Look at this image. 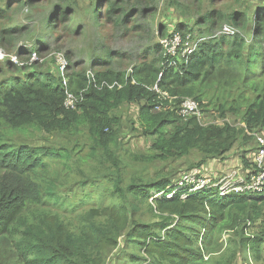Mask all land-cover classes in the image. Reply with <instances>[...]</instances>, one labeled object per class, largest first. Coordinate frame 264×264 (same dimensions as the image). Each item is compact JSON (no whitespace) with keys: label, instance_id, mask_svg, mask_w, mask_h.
<instances>
[{"label":"trees","instance_id":"1","mask_svg":"<svg viewBox=\"0 0 264 264\" xmlns=\"http://www.w3.org/2000/svg\"><path fill=\"white\" fill-rule=\"evenodd\" d=\"M19 1V7L25 5L37 14L44 12L39 11V4L35 5L38 0ZM103 1L107 4L108 22L124 24L134 12H127L119 0H95L96 24L101 20L98 7ZM206 1L207 9L203 8ZM220 1L194 0L190 10L187 0L173 1L180 21L172 32L160 27L161 39L173 33L185 37L195 32L210 37L224 26L236 31L230 37L213 36L188 60H174L173 66L165 65L159 40L152 51L138 57L130 73L121 68V59L126 55L106 51L90 67L98 70L95 73L73 71L83 62L70 67L66 85L60 73L54 74L52 69L43 73L28 68L21 77L0 82V264H110L112 258L115 264H228L224 257L209 253L219 252L223 231L234 233L239 223L246 220L244 230L251 226L257 232L253 236L245 233L247 238L240 239L239 248L245 253L253 250V260H261L264 192L220 197L208 189L196 193H191L189 187L177 190L172 185L177 181L172 183L174 172L127 178L131 162L120 141L118 112L124 106H136L140 136L154 140L146 166L159 159L180 160L196 151L200 160L190 164L185 172L201 171L203 165L224 158L237 145L246 146L253 141L254 148L248 152L252 153L246 158L243 150L241 158L242 170L254 171L253 135L264 132V0L255 10L258 18L254 24L247 12L215 9V2ZM54 4L46 24L51 30H64L76 12L67 3ZM186 14H193L186 20L188 24L183 23ZM78 28L82 31V26ZM20 29L6 33L13 36ZM2 33L0 44L6 40V45L14 48L13 37L7 39ZM37 46L35 52L39 53ZM66 57L70 59L68 54ZM6 66L22 71L8 61ZM3 72L2 67L0 77ZM229 84L240 90L233 100L243 110L239 122L203 125L196 118L185 121L177 114L183 98L193 91ZM155 86L159 92L153 89ZM67 93L75 98L74 109L64 106ZM194 100L205 114L206 107L198 98ZM219 110L223 111V107ZM241 123L243 128H239ZM79 130L87 131V139L93 143L91 152L102 149L99 161L108 173H97L81 181V186L92 187L91 194L99 196L97 205L65 215L49 207L52 198L57 205L61 202L54 195L52 183L44 187L41 182L50 163L60 162L58 165L69 173L74 172L73 165H80L79 161L69 165L73 149L66 141ZM32 131L40 132L42 137L38 140H43L44 134L61 137L60 147L37 145L29 139ZM14 135L20 137L19 141ZM31 136L34 138L33 133ZM53 179H59V174ZM170 192H175L171 198L167 196ZM158 193H164L162 199L149 203L148 199ZM143 205H151L149 212L154 221L141 213ZM11 246L14 251L9 252Z\"/></svg>","mask_w":264,"mask_h":264},{"label":"rangeland","instance_id":"2","mask_svg":"<svg viewBox=\"0 0 264 264\" xmlns=\"http://www.w3.org/2000/svg\"><path fill=\"white\" fill-rule=\"evenodd\" d=\"M23 1V0H22ZM122 1V6L127 9V12L134 11L130 14L129 19L124 23L119 21L108 22L106 20V8L105 1L101 2L98 10L100 11V23H95L93 16V9L95 0H69L63 2V0H38L35 5H40V12L37 14L33 9L24 6L19 7V0H0V32H3L5 38L13 37L14 48L6 45V40L0 44V52L3 55V60L0 62V68H4L3 76L0 77V82L4 79L8 80L12 77H21L22 74L28 72V68L31 71L36 69L46 73L49 69H52V73L56 74L59 71L57 65V57L61 56L67 62V74L69 68L74 64L83 62L84 64L79 68H72L74 72L79 69H85L86 75L88 72L98 70H91L92 64L97 61V58H102L106 51L118 53L119 55H126L122 58L123 70L130 73L131 68L136 64L138 57L145 55L152 51L154 45L161 41L159 37L160 27H166L167 33L173 29L175 24L179 23V10L174 8V0H119ZM194 0H187L186 7L188 10L194 6ZM262 0H221L215 2V9L230 12V11H242L247 12L249 18L253 20V24L258 18L255 11L261 6ZM54 3L69 4L73 11L76 12L75 16L71 17L69 23L64 26V30L50 29L46 24V21L52 13L50 9ZM55 5V4H54ZM205 9L209 7L207 1L203 5ZM144 10V11H143ZM143 11V13H142ZM118 13V11L116 12ZM193 14H186V19L183 23L188 24L189 16ZM228 25V24H227ZM79 26H82L81 30ZM16 27H20L18 34L12 36L7 34L6 31H10ZM193 25H190L192 28ZM78 30L79 33H76ZM173 31V30H172ZM170 31V32H172ZM197 32H195V35ZM199 37H207L198 35ZM39 46V53L35 52V47ZM37 46V47H38ZM41 46L44 48L41 49ZM41 49V50H40ZM28 50L26 55H19L20 51ZM28 54V55H27ZM36 55L37 60L32 61L33 55ZM70 56V59L66 55ZM151 55V54H147ZM11 63L15 67L22 69H11L6 66V62ZM115 63H117L115 61ZM35 64V67L30 65ZM118 69V68H117ZM68 81V78L66 77ZM240 90L236 85L229 84L226 87L213 86L212 88L205 90L199 88L198 91H193L189 97L183 99H196L198 98L202 102V106L206 107V112L203 114V119L200 121L203 125L212 123L222 125L225 123H237L242 118V107L233 102L237 97ZM172 106V105H170ZM223 107V111L219 110V107ZM170 108V107H168ZM161 110V109H160ZM157 110V111H160ZM136 106H124L119 112L118 116L121 118V134L120 141L123 144L125 150H127L128 159L130 160V166L128 168L127 175H137L145 177L146 174L151 177L155 174H165L174 172L172 175L174 183L179 176L184 173L190 164H197L201 156L196 151H192L188 156L181 158L180 160L163 161L161 159L155 161L151 166L145 165L146 156L151 154L149 150L154 140H147L140 135V126L137 122ZM240 113V114H237ZM244 124L241 123L239 128H243ZM33 133L34 138H31ZM43 140H38L42 137L40 132H31L29 134L30 141L35 140L37 145H49L60 147L62 138L54 135L44 134ZM15 137V135L13 136ZM17 135L14 139L19 141ZM69 144L73 149V155L71 164H76L78 161L80 165L74 168V172H68L67 169H63V166L58 165L60 162H54L49 164V169L45 173V177L42 180L44 187H50L56 191L54 194L60 199V205L55 204V198L49 200L48 204L54 211L61 212L60 214L71 215V212H82L85 209L97 205L99 196L92 195L93 188L90 186H81V181L98 174L108 173L106 167H103L99 161V157L102 153V149L91 152V146L93 143L87 139V131L73 132ZM254 148L253 141H250L246 146L241 144L237 145L229 154L222 159L210 161L203 165L204 168H199L206 179H213L212 184L219 182L221 178L227 175L232 170L237 169L238 173L243 175L245 172L243 168L242 151H246V158L252 153H248ZM156 155H159L155 152ZM136 157V158H134ZM164 168V169H163ZM60 169L59 172L57 170ZM182 171V172H181ZM240 171V172H239ZM59 174V179H53V177ZM211 183V182H210ZM207 190V189H206ZM213 190V193L217 192V188H208ZM153 194V192H152ZM175 192L168 193V197L171 198ZM164 193L151 197L148 199L149 203L162 199ZM230 197V196H228ZM142 209L141 213L145 214V217L154 221L152 217L151 205H147ZM66 209V211H64ZM72 209V211H70ZM73 215V214H72ZM157 220V219H156ZM248 222L243 221L239 223V227L233 233L228 230L222 232V236L219 239V244H222L219 252H211L214 257L222 256L226 259L228 264H264V249L261 248V260L255 261L252 258L254 252H243L239 248L238 242L241 238H247V235H254L257 232V228L249 226L246 227ZM246 231V232H245ZM9 252L14 251L13 246L7 249ZM241 250V251H240ZM254 257V256H253ZM252 260V261H251ZM110 264H115V260L112 258Z\"/></svg>","mask_w":264,"mask_h":264},{"label":"built area","instance_id":"3","mask_svg":"<svg viewBox=\"0 0 264 264\" xmlns=\"http://www.w3.org/2000/svg\"><path fill=\"white\" fill-rule=\"evenodd\" d=\"M236 31L230 26H224L221 31L217 32L213 36H226L230 37L234 35ZM210 37H199L195 34H187L185 37L180 33H173L169 36L162 38L160 44L164 51V62L168 67L174 65V60H188L194 53L198 51L201 44L208 41ZM3 55L0 52V62L3 60ZM37 60L36 55L32 57V61ZM57 65L59 67L60 76L63 78V83L66 85L67 74V62L63 57H57ZM161 78V74L159 75ZM159 92L158 87L153 88ZM166 98L168 94L161 92ZM172 100V98H170ZM64 106L67 109L75 108V98L72 94L67 93ZM177 114L183 119L196 118L198 121L203 119V114L200 109L199 103L194 99H183L178 107ZM256 150L254 155L253 164L256 167L254 171H244L241 175L238 170H232L227 175L219 180V182L212 184V180L206 179L203 173L198 169H192L179 176L177 181L172 184L177 190L189 187L191 193L199 192L200 190L208 188H217L218 196L228 197L233 194L255 196L264 192V132L254 133ZM252 157V156H251ZM250 157V158H251ZM240 172V171H239ZM211 182V183H210ZM158 193L155 195L156 198ZM250 264V263H249Z\"/></svg>","mask_w":264,"mask_h":264}]
</instances>
